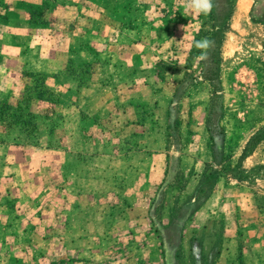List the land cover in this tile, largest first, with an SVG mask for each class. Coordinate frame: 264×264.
Masks as SVG:
<instances>
[{
	"label": "rangeland",
	"instance_id": "obj_1",
	"mask_svg": "<svg viewBox=\"0 0 264 264\" xmlns=\"http://www.w3.org/2000/svg\"><path fill=\"white\" fill-rule=\"evenodd\" d=\"M147 1L148 11L164 12L162 23L174 25L166 44L145 46L148 62L135 63V68L144 67L131 81V118L137 127L118 126L111 110L102 113L108 121L105 133L94 126L100 118L94 112L80 111L90 121L79 127L74 109L84 97L75 92L70 112L63 94L55 105L32 100L35 129L1 124L3 130L24 146L39 145L48 136L67 137L73 152L83 131L93 139L103 135L115 141L114 148H121L118 137L130 135L136 173L148 164L141 155L158 153L149 180L128 178L135 212L130 214V239L120 233L82 247L110 251L106 257L119 264H144L134 252L145 247L156 256L150 264H264V0H217L207 16L188 9L187 0ZM205 37L215 45L208 60L201 61V50L192 43ZM86 68L87 78L93 71L91 65ZM214 74L219 101L211 113L207 79ZM23 82L20 96L0 104L14 105L30 96L32 82ZM65 118L71 123L65 125ZM88 180L93 183L95 177L79 183L86 186ZM144 233L151 238L144 241Z\"/></svg>",
	"mask_w": 264,
	"mask_h": 264
},
{
	"label": "crops",
	"instance_id": "obj_2",
	"mask_svg": "<svg viewBox=\"0 0 264 264\" xmlns=\"http://www.w3.org/2000/svg\"><path fill=\"white\" fill-rule=\"evenodd\" d=\"M147 2L0 0V103L20 96L24 74L36 73L53 94L64 95L66 112L74 109L73 94L81 92L82 103L74 109L79 127L90 121L80 111L94 112L100 117L94 126L105 133L108 121L102 113L109 110L118 116V126L137 127L131 118V81L144 67L135 68V63L148 62L145 46L166 44L174 25L162 23L165 13L148 11ZM88 65L93 72L84 78L77 70ZM83 134L74 152L67 137L48 136L39 145L24 146L0 123V264H119L106 257L112 252L82 244L120 233L130 239V214L135 212L128 178L149 180L158 153L141 155L148 164L136 173L130 162L136 156L132 136L118 137L121 148H114L115 141L103 135ZM85 176L95 180L82 186ZM146 238L151 234L144 233ZM134 256L150 264L155 254L145 247Z\"/></svg>",
	"mask_w": 264,
	"mask_h": 264
},
{
	"label": "trees",
	"instance_id": "obj_3",
	"mask_svg": "<svg viewBox=\"0 0 264 264\" xmlns=\"http://www.w3.org/2000/svg\"><path fill=\"white\" fill-rule=\"evenodd\" d=\"M34 20L38 21V19H34ZM217 50L218 48L216 47V51ZM86 70L87 68L83 67L78 69L77 71L78 72L81 71V74L84 75L86 73ZM24 76L32 82L33 93L30 96L21 98V100H18L14 105L0 104V123L3 125L9 124L11 127H15L19 124L22 125L24 124L27 128L34 130L35 124H34V119L32 118L30 113V102L32 100H36L38 102H43L45 104L55 105V103L57 102L58 95L53 94L50 90H48L44 86L43 75L36 73L34 74L26 73L24 74ZM207 80L210 82L211 91H212L210 112L214 113L215 106L219 101V96L217 95L218 85L215 84L216 82L215 74L213 75V78ZM211 115L209 114L207 116L208 118L205 119L206 124H209L211 122L210 120ZM208 139L210 140L211 137L208 136ZM254 139L255 138H253V140Z\"/></svg>",
	"mask_w": 264,
	"mask_h": 264
},
{
	"label": "clouds",
	"instance_id": "obj_4",
	"mask_svg": "<svg viewBox=\"0 0 264 264\" xmlns=\"http://www.w3.org/2000/svg\"><path fill=\"white\" fill-rule=\"evenodd\" d=\"M217 0H187V7L197 15H210L216 7ZM215 41L207 37L195 40L193 39L192 47L201 50V54L198 57L201 61H207L209 58V52L214 47Z\"/></svg>",
	"mask_w": 264,
	"mask_h": 264
}]
</instances>
